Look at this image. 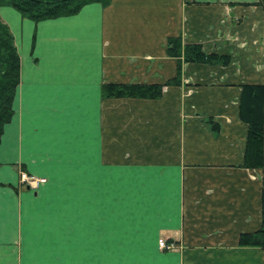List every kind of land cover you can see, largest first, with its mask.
I'll use <instances>...</instances> for the list:
<instances>
[{"label": "crops", "instance_id": "0c3cea01", "mask_svg": "<svg viewBox=\"0 0 264 264\" xmlns=\"http://www.w3.org/2000/svg\"><path fill=\"white\" fill-rule=\"evenodd\" d=\"M257 1L112 0L39 23L0 8L21 59L15 114L0 142V264L74 263V226H60L66 213H43V203L53 187L77 185L89 203L82 248L94 264H107L106 250H129L137 264L133 251L144 244L135 227L129 241H106L107 213L94 203L104 209L108 186L120 202L143 194L147 212L162 213L156 228L183 250L163 251L161 236L152 237L162 252L144 264H264V249L239 246L264 216V167H244L240 119L242 86L264 82ZM177 36L230 64H186L182 84L160 99L103 98L108 83L176 77L166 46ZM21 172L46 183L30 189Z\"/></svg>", "mask_w": 264, "mask_h": 264}, {"label": "trees", "instance_id": "16d2710c", "mask_svg": "<svg viewBox=\"0 0 264 264\" xmlns=\"http://www.w3.org/2000/svg\"><path fill=\"white\" fill-rule=\"evenodd\" d=\"M111 2L112 0H0V8H12L24 19L39 23L75 16L91 4L107 7ZM254 5L264 10V0H258ZM166 51L170 57L177 60L176 77L164 84L108 83L102 87L103 98L160 99L165 88L182 84L184 65L205 64L226 67L231 61L228 55L207 54L201 44L185 43L182 36L170 37ZM20 70L21 59L14 35L0 16V142L6 125L11 122L15 114L14 100L20 85ZM240 119L248 125L244 167L262 169L264 167V82L242 86ZM204 122L215 134H218L219 126L212 118H206ZM239 246L264 249V216L260 230L241 234Z\"/></svg>", "mask_w": 264, "mask_h": 264}, {"label": "rangeland", "instance_id": "374dc122", "mask_svg": "<svg viewBox=\"0 0 264 264\" xmlns=\"http://www.w3.org/2000/svg\"><path fill=\"white\" fill-rule=\"evenodd\" d=\"M254 5V4H253ZM257 6V5H254ZM22 173V172H21ZM20 173V174H21ZM49 196L45 198L43 203V213H66L64 221L59 220L60 226L69 227L74 226L76 233L75 237V260L73 264H94L93 258L89 260L86 256V252L83 250L85 236L81 233V225L83 222L82 213H88L89 203L84 197L83 186H56L52 188ZM114 187H107L108 199L106 203H102L104 209L99 212V208L95 204V213H107L106 227L108 232L106 234V241H126L130 240V227L138 229L139 241L143 244V248L133 251V259L137 260V264L146 263L145 258H153L157 251L156 247L150 246L152 237L170 241L166 236L161 234V215L162 213H148L147 201L143 194H140L138 201L124 200L122 202L115 200L116 196L113 195ZM143 195V196H142ZM142 197V198H141ZM87 209V212L85 210ZM93 209V204L91 205ZM72 213H74L72 215ZM92 213V211H91ZM71 220L74 218V222H66V219ZM156 226H160L156 228ZM156 228V229H155ZM80 232V233H79ZM64 235H59V240H62ZM156 240V239H155ZM159 240V241H160ZM174 245V249L168 252L181 253L183 250L175 242H169ZM87 250V249H86ZM164 251V250H163ZM129 250L110 251L106 250V262L107 264H130L131 256H129ZM121 254V255H120ZM105 261H102L103 264Z\"/></svg>", "mask_w": 264, "mask_h": 264}, {"label": "built area", "instance_id": "2783aa9c", "mask_svg": "<svg viewBox=\"0 0 264 264\" xmlns=\"http://www.w3.org/2000/svg\"><path fill=\"white\" fill-rule=\"evenodd\" d=\"M20 181L22 184L26 185L28 188L34 189V190L39 188L44 183H46L45 179L29 175L25 172H22L20 174ZM159 247L160 249L164 251H170L174 249V245L172 243H169L168 241L163 240V239L159 241Z\"/></svg>", "mask_w": 264, "mask_h": 264}]
</instances>
